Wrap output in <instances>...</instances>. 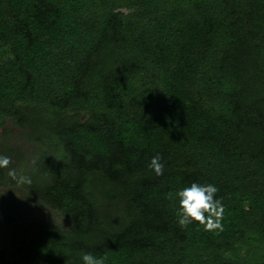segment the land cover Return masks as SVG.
I'll use <instances>...</instances> for the list:
<instances>
[{
	"label": "trees",
	"instance_id": "1",
	"mask_svg": "<svg viewBox=\"0 0 264 264\" xmlns=\"http://www.w3.org/2000/svg\"><path fill=\"white\" fill-rule=\"evenodd\" d=\"M0 155L47 210L0 264H264V0H0Z\"/></svg>",
	"mask_w": 264,
	"mask_h": 264
},
{
	"label": "clouds",
	"instance_id": "2",
	"mask_svg": "<svg viewBox=\"0 0 264 264\" xmlns=\"http://www.w3.org/2000/svg\"><path fill=\"white\" fill-rule=\"evenodd\" d=\"M11 164V157L0 155V168H9V175L15 177V171L10 168ZM149 168L157 176L163 175L165 165L162 162V158L159 155L154 156L150 161ZM21 182L30 183L31 181L21 178ZM218 190L213 184L202 185L196 182L179 190L176 193L179 198L178 225L181 228H187L188 225L198 222L204 227L205 231H223L222 221L225 206L221 199L216 198ZM169 198H172V193H169ZM106 260V256L97 258L91 253H85L82 256L83 264H106Z\"/></svg>",
	"mask_w": 264,
	"mask_h": 264
},
{
	"label": "rangeland",
	"instance_id": "3",
	"mask_svg": "<svg viewBox=\"0 0 264 264\" xmlns=\"http://www.w3.org/2000/svg\"><path fill=\"white\" fill-rule=\"evenodd\" d=\"M0 193V245L10 246L19 226L43 219L47 210L29 199L20 185L0 186Z\"/></svg>",
	"mask_w": 264,
	"mask_h": 264
}]
</instances>
